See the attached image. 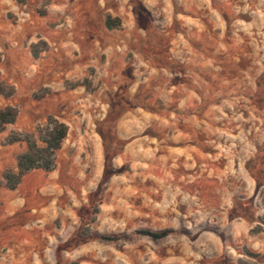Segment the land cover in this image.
<instances>
[{"label": "rangeland", "instance_id": "374dc122", "mask_svg": "<svg viewBox=\"0 0 264 264\" xmlns=\"http://www.w3.org/2000/svg\"><path fill=\"white\" fill-rule=\"evenodd\" d=\"M0 54V179L68 126L0 186V264H264V0H0Z\"/></svg>", "mask_w": 264, "mask_h": 264}, {"label": "trees", "instance_id": "16d2710c", "mask_svg": "<svg viewBox=\"0 0 264 264\" xmlns=\"http://www.w3.org/2000/svg\"><path fill=\"white\" fill-rule=\"evenodd\" d=\"M47 2V0H44ZM120 24V19L108 15L105 25L108 28L116 27ZM34 56L38 55L37 44L32 45ZM1 60V54H0ZM15 88L0 79V96L9 98L13 95ZM19 110L15 105L7 104L0 106V132L7 125L15 122ZM68 126L63 121L53 115H48L42 125L36 127L35 132L25 131L12 133L7 138L8 143L23 141L26 145L24 151L16 155L15 169L7 168L2 172L0 186L9 190L15 189L21 182L23 176L34 169L50 171L54 168L56 152L60 149L66 138ZM37 133V134H36ZM252 232H264V227L258 225L251 230ZM142 234L147 235L153 240L162 238L168 234L167 230L158 232L141 230ZM102 240H112V236L101 235Z\"/></svg>", "mask_w": 264, "mask_h": 264}]
</instances>
